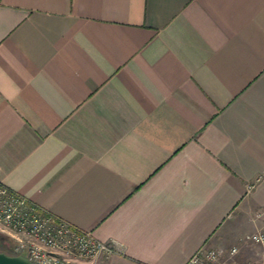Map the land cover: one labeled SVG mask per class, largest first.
Masks as SVG:
<instances>
[{"label":"crops","instance_id":"0c3cea01","mask_svg":"<svg viewBox=\"0 0 264 264\" xmlns=\"http://www.w3.org/2000/svg\"><path fill=\"white\" fill-rule=\"evenodd\" d=\"M0 182L119 250L94 264L240 247L264 224V0H0Z\"/></svg>","mask_w":264,"mask_h":264},{"label":"built area","instance_id":"2783aa9c","mask_svg":"<svg viewBox=\"0 0 264 264\" xmlns=\"http://www.w3.org/2000/svg\"><path fill=\"white\" fill-rule=\"evenodd\" d=\"M0 228L13 237L14 256H23L32 264H94L100 257L119 253L113 243L97 239L1 182ZM244 242L258 249V261L243 260L241 246L203 245L185 264H264V224Z\"/></svg>","mask_w":264,"mask_h":264},{"label":"rangeland","instance_id":"374dc122","mask_svg":"<svg viewBox=\"0 0 264 264\" xmlns=\"http://www.w3.org/2000/svg\"><path fill=\"white\" fill-rule=\"evenodd\" d=\"M0 239V242L3 244V246L7 248H10V246L12 245L11 241L14 240L11 234L3 228H0ZM242 246H244V248ZM241 247L246 256H244L243 260H250L251 263H254L259 260V257L257 255L258 249L250 245L247 246L244 243L241 245Z\"/></svg>","mask_w":264,"mask_h":264},{"label":"water","instance_id":"95a60500","mask_svg":"<svg viewBox=\"0 0 264 264\" xmlns=\"http://www.w3.org/2000/svg\"><path fill=\"white\" fill-rule=\"evenodd\" d=\"M0 264H32V263L23 256H9L4 253H0Z\"/></svg>","mask_w":264,"mask_h":264},{"label":"trees","instance_id":"16d2710c","mask_svg":"<svg viewBox=\"0 0 264 264\" xmlns=\"http://www.w3.org/2000/svg\"><path fill=\"white\" fill-rule=\"evenodd\" d=\"M11 242H12V245L10 246V248L3 246V244L0 242V253H4V254L9 255V256H14L13 249H14L15 242H14V240Z\"/></svg>","mask_w":264,"mask_h":264}]
</instances>
